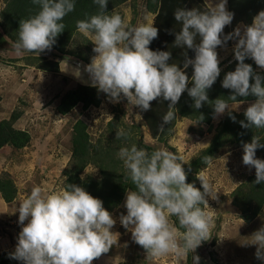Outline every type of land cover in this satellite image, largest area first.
Returning a JSON list of instances; mask_svg holds the SVG:
<instances>
[{"label": "clouds", "instance_id": "9594fccd", "mask_svg": "<svg viewBox=\"0 0 264 264\" xmlns=\"http://www.w3.org/2000/svg\"><path fill=\"white\" fill-rule=\"evenodd\" d=\"M32 2L40 6V11L20 20L16 47L40 54L50 50L65 29L62 21L74 11L75 0ZM93 2L100 11L88 19L77 20L76 27L83 35L91 36L94 44L96 55L86 67L92 86L105 93L111 102L118 103L123 97L141 111H148L151 102L162 97L170 102L159 129L163 131L164 125L175 119L174 106L185 91L193 99L195 109L201 108L204 102L209 103L207 90L221 72L216 49L235 39L233 51L238 63L234 71L225 74L222 87L232 90L228 97L232 101L238 96L256 97L244 112L247 123L240 121V124L243 128L264 129V77L245 63V58L249 57L264 69V10L253 17L243 32L237 27L222 37L225 26L230 25L234 17L226 8L227 0H219L214 5L211 0H205L204 10L177 8L175 20L182 27L175 33L174 44L195 52L194 59L184 54L181 68L169 63L170 51L149 48L150 42L158 38L154 20L131 26L119 13L107 14L108 0ZM189 65L193 67L191 77L185 72ZM189 79L191 87H188ZM211 105L214 118L229 110L230 118L236 120L227 100L218 97ZM128 136L123 128L117 129V139ZM260 141V137L254 135L251 142L242 145L243 164L255 168L256 184L264 182V160L256 157V150L264 148ZM118 157L136 188L126 192L127 212L120 215V223L131 231L134 242L146 250L147 256L194 254L203 241L211 238L212 217L207 211L205 195L217 199L216 190L200 173L197 179L201 181L203 192L186 182L181 162L188 163V160L182 154L164 148L149 153L133 144L130 148H120ZM203 163H211L209 157H204ZM18 212L22 230L11 258L23 264H92L110 250L118 237V233L111 231L116 221L102 200L76 184L47 193L39 186L33 187L30 194L19 201ZM172 216L177 217L179 228L170 221ZM250 237L251 242L247 244L256 245V258L264 260V227ZM198 262L199 257L194 254L193 264Z\"/></svg>", "mask_w": 264, "mask_h": 264}, {"label": "rangeland", "instance_id": "374dc122", "mask_svg": "<svg viewBox=\"0 0 264 264\" xmlns=\"http://www.w3.org/2000/svg\"><path fill=\"white\" fill-rule=\"evenodd\" d=\"M3 5L4 0H0V10ZM143 6L144 0H126L110 11L109 15L113 12L119 13L131 26H137L147 23L152 16L147 11L144 13ZM91 39V36L77 31L68 48L74 53H84L91 62L96 55ZM5 46L6 48L0 49V119L8 118L14 112L17 115L14 120L15 127L29 134V141L21 148L11 145L0 148V177L9 178L16 190L15 197L9 202H5L0 196V253H14L22 230V225L18 222L19 201L27 197L36 186L46 193L63 188V170L71 155L70 134L75 120L81 119L86 123L92 142L99 137L109 136L107 127L112 121L113 139L123 143L125 147L133 144L137 146V140L141 137L145 143L152 145L153 151L166 148L162 142L150 135L138 106L129 102L134 121L140 124L141 131L132 126L122 99L118 103L111 102L96 87L95 96L99 97L97 105L84 107L82 102H77L67 113L59 112L58 105L66 92L79 85L93 87L90 74L86 70L87 65L75 55L60 57L52 52L38 54ZM216 51L220 62L234 56L232 49L228 53H223V48ZM50 60L58 61L56 70L40 67ZM254 101L228 104L230 110L242 112ZM227 111L229 110L225 113ZM225 113L215 118L213 116L209 124L181 118L167 140V144L171 146L167 150L182 154L189 162L208 145L216 124ZM118 128H123L129 136L126 139H117ZM242 157V145L221 150L210 159L211 163L195 173L197 188L203 192L201 181L197 179V174L200 173L210 181L218 197L212 199L210 195H205L209 206L207 211L212 217L211 238L203 241L195 250L194 254L199 257L198 264H264V260L255 256L256 245L247 244L251 242L250 236L264 227V204L250 221H245L242 217L240 193L250 188L251 177L255 173L254 167L249 168L243 164ZM256 157L263 160L257 154ZM87 174L97 176V168L88 164L80 176ZM127 191L119 204L110 211L116 221L111 229L118 233L116 242L107 253L94 259L92 264H193L192 252H188L186 256L169 253L152 258L134 242L131 231L120 223V215L127 212L124 206ZM176 219L175 216L170 217V221L179 228ZM15 264L23 262L16 260Z\"/></svg>", "mask_w": 264, "mask_h": 264}, {"label": "trees", "instance_id": "16d2710c", "mask_svg": "<svg viewBox=\"0 0 264 264\" xmlns=\"http://www.w3.org/2000/svg\"><path fill=\"white\" fill-rule=\"evenodd\" d=\"M126 0H108L107 14L113 9L124 3ZM228 10L234 13L233 20L230 25H226L224 33L228 34L237 23H243L245 26L252 23L253 17L264 7V0H227ZM199 8L205 9L202 0H144V13L155 14L154 26L158 29V38L150 42L149 48L153 51H170L171 59L169 63L178 64L183 68L185 60V53L188 58L194 59L195 52L192 49L176 47L174 44L175 33L182 27L180 22L175 20L174 12L177 8ZM40 11V6L34 4L32 0H4V5L0 10V49L6 48L8 45L11 49H17L16 44L19 40V24L20 20L27 19L36 15ZM100 11L99 6L93 0H75V9L67 14L62 23L65 24V29L57 36L56 42L50 50L45 52H52L60 57L68 56V54L75 55L85 65L91 62L84 53H74L69 50V44L78 31L76 21L81 19H88L92 15ZM222 34V35H223ZM199 43V37H197ZM229 42L227 41V44ZM238 61L235 56L230 60H223L220 62V75L207 90L209 103L204 102L202 107L195 109L193 107L194 101L185 91L182 93L178 103L174 106L176 117L171 124H165L164 130L160 131L162 117L168 112L169 101L163 98H157L151 102L150 110L139 111L143 119V123L151 136L155 137L159 142H162L166 149H171L167 144L168 138L171 136L174 126L181 118H188L190 120L209 124L214 116V109L212 107L213 101L221 97L230 102L255 100L256 97H237L236 101L228 99L232 94V90L222 87V80L225 74L229 71H234ZM245 63L251 64L254 72L259 73L264 77V70L257 69L254 60L246 57ZM223 65V66H222ZM42 69L56 70L58 67L57 60L46 61V64L40 66ZM186 74L191 77L193 73L192 65L185 69ZM254 82V81H250ZM264 83V81H262ZM192 86V81L189 79L188 87ZM94 86L79 85L74 89L66 92L63 96L62 102L58 105V110L61 114L67 113L75 103L82 102L86 107L90 104L97 105L99 97L95 96ZM124 102L129 119L132 126L141 131L140 124L134 121V117L129 108V101L126 98H121ZM244 112H237L231 110V115L236 117L233 121L229 116V111L218 121L214 128V134L207 146L202 148L198 154L192 158L188 163L182 165L186 172V182L196 185L195 173H197L206 164L203 163L204 157L213 158L221 150L229 149L236 146L243 145L244 142H251L254 135L261 139L264 144V129L257 128H243L240 121L247 123ZM201 116L203 119H201ZM17 117L14 112L8 117L0 119V148L5 145H11L14 148H21L29 141V134L20 128L15 127L14 120ZM111 121V120H110ZM111 122L108 123L109 136L99 137L94 142L89 138L87 125L81 120L77 119L71 126V155L67 165L63 170L65 175L64 185L76 184L82 186L92 196L102 200L103 206L110 212L115 208L125 191L136 190L135 185L130 179L128 170L124 167L123 161L118 157L119 149L125 147L123 143L116 142L113 139L111 129ZM131 145L128 147L130 148ZM137 147L144 148L149 153L153 152L152 145L145 143L141 137L137 140ZM257 156L264 160V148L256 150ZM91 164L97 168L98 175L93 176L87 174L80 176L84 168ZM256 174L251 177L252 184L246 191L240 193L242 205V217L245 221H250L251 218L258 213L264 204V182L254 183ZM16 195V190L13 182L7 177H0V196L5 202L11 201ZM176 222H179L176 219ZM12 252L6 251L0 253V264H15L16 259L11 258Z\"/></svg>", "mask_w": 264, "mask_h": 264}, {"label": "crops", "instance_id": "0c3cea01", "mask_svg": "<svg viewBox=\"0 0 264 264\" xmlns=\"http://www.w3.org/2000/svg\"><path fill=\"white\" fill-rule=\"evenodd\" d=\"M202 2L204 3V5H205V0H202ZM219 2V0H211V3L214 5V4H216V3H218ZM226 8H227V10H228V5L226 4ZM262 10H264V7H263V9ZM152 14V13H151ZM154 16H155V14H152V16L148 19V21L147 22H149V21H152V20H154L153 18H154ZM253 21V20H252ZM237 27H239L240 29H241V32H243V30H244V27H245V25L243 24V23H237L231 30H229L228 31V33H231V32H233V30L235 29V28H237ZM228 44H226V46H219V47H217V49L216 50H218V49H220V48H223L224 49V51H223V53H228V52H230V50L232 49H234V45H235V43L237 42L235 39H231V40H228ZM230 48V49H229ZM234 54V53H233ZM234 57V56H233Z\"/></svg>", "mask_w": 264, "mask_h": 264}, {"label": "built area", "instance_id": "2783aa9c", "mask_svg": "<svg viewBox=\"0 0 264 264\" xmlns=\"http://www.w3.org/2000/svg\"><path fill=\"white\" fill-rule=\"evenodd\" d=\"M257 69H261V68L257 66Z\"/></svg>", "mask_w": 264, "mask_h": 264}]
</instances>
